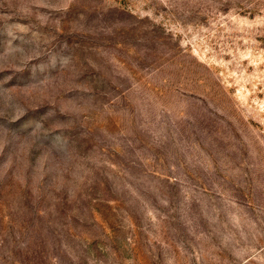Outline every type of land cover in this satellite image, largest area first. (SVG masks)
Listing matches in <instances>:
<instances>
[{
    "label": "rangeland",
    "instance_id": "1",
    "mask_svg": "<svg viewBox=\"0 0 264 264\" xmlns=\"http://www.w3.org/2000/svg\"><path fill=\"white\" fill-rule=\"evenodd\" d=\"M0 264H264V0H0Z\"/></svg>",
    "mask_w": 264,
    "mask_h": 264
}]
</instances>
